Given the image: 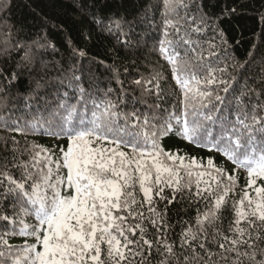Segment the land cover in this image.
Returning <instances> with one entry per match:
<instances>
[{"label": "snow or ice", "instance_id": "6c2138e0", "mask_svg": "<svg viewBox=\"0 0 264 264\" xmlns=\"http://www.w3.org/2000/svg\"><path fill=\"white\" fill-rule=\"evenodd\" d=\"M70 6L0 38V264H264V30L241 61L236 7Z\"/></svg>", "mask_w": 264, "mask_h": 264}, {"label": "trees", "instance_id": "16d2710c", "mask_svg": "<svg viewBox=\"0 0 264 264\" xmlns=\"http://www.w3.org/2000/svg\"><path fill=\"white\" fill-rule=\"evenodd\" d=\"M120 2L121 0H117V3ZM123 2L128 11H133L139 5V0H123ZM210 2L217 5L214 9L217 13L224 7H236V14L225 17L221 27L225 29L230 43L234 46L233 54L243 61L253 50L254 44L260 46L261 32L264 30V21H261L260 14L264 13V0H210ZM56 23H64L68 28L73 27L75 21L72 19L70 0H11V9L0 14V38H3L9 25L14 26L13 31L23 27L25 31L31 33L39 32L41 28L47 26L50 37L62 43L63 36L51 27ZM106 47L107 42L96 41L94 45H90V55L99 53L103 56ZM261 51L264 52V48H261ZM257 70L256 67L252 69V71ZM17 138L21 139V137ZM27 139L45 146L53 144L49 137L29 136ZM165 143L173 151L177 148L181 149V154L185 152L190 155L203 154L199 149L177 138H171ZM28 222L33 221L29 218ZM10 243L21 244L23 239L14 237Z\"/></svg>", "mask_w": 264, "mask_h": 264}]
</instances>
